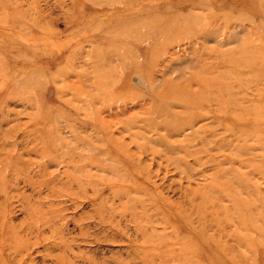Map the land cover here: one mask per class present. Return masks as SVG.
I'll return each instance as SVG.
<instances>
[{
  "label": "rangeland",
  "instance_id": "374dc122",
  "mask_svg": "<svg viewBox=\"0 0 264 264\" xmlns=\"http://www.w3.org/2000/svg\"><path fill=\"white\" fill-rule=\"evenodd\" d=\"M0 264H264V0H0Z\"/></svg>",
  "mask_w": 264,
  "mask_h": 264
}]
</instances>
